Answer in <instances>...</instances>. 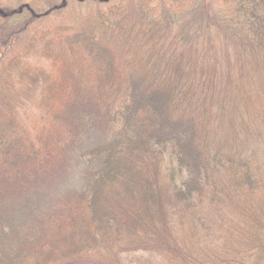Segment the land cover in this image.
<instances>
[{"label":"trees","instance_id":"trees-1","mask_svg":"<svg viewBox=\"0 0 264 264\" xmlns=\"http://www.w3.org/2000/svg\"><path fill=\"white\" fill-rule=\"evenodd\" d=\"M194 1L0 0V264H264V0Z\"/></svg>","mask_w":264,"mask_h":264},{"label":"rangeland","instance_id":"rangeland-1","mask_svg":"<svg viewBox=\"0 0 264 264\" xmlns=\"http://www.w3.org/2000/svg\"><path fill=\"white\" fill-rule=\"evenodd\" d=\"M19 5L17 3H0V9H5L7 11H13L16 8H18ZM191 9H193V12H188L186 15L181 16L178 20L182 23H187L191 28H193L192 33H196L197 31H211L214 35H223L224 29L230 24L229 20H224L221 16L220 11L223 9L219 8L215 5L213 0H195L192 4ZM199 9L205 10V18L204 21L199 20L198 17H196V13L199 12ZM224 11V10H223ZM3 35V32L0 31V39ZM25 34L21 36V40L14 42L10 47H1L0 53V64L4 61L5 58L9 57L13 51L17 50L19 47L18 43H24L26 41ZM39 61V63L43 64L44 62L41 61L38 57V55L34 54L30 56V62L33 64H36ZM26 115H35L34 111L27 107L23 112H21L18 116L21 121L24 122V117ZM54 197V196H53ZM39 213V212H38Z\"/></svg>","mask_w":264,"mask_h":264}]
</instances>
